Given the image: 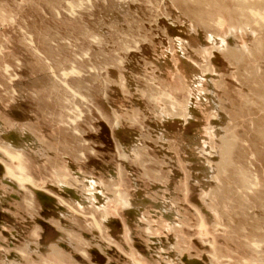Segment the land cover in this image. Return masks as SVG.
<instances>
[{
  "label": "rangeland",
  "instance_id": "obj_1",
  "mask_svg": "<svg viewBox=\"0 0 264 264\" xmlns=\"http://www.w3.org/2000/svg\"><path fill=\"white\" fill-rule=\"evenodd\" d=\"M0 264H264V0H0Z\"/></svg>",
  "mask_w": 264,
  "mask_h": 264
}]
</instances>
